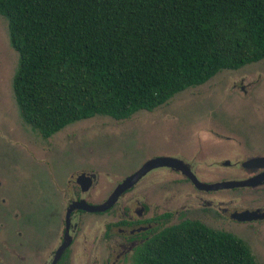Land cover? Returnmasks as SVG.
Returning a JSON list of instances; mask_svg holds the SVG:
<instances>
[{"label": "trees", "instance_id": "obj_1", "mask_svg": "<svg viewBox=\"0 0 264 264\" xmlns=\"http://www.w3.org/2000/svg\"><path fill=\"white\" fill-rule=\"evenodd\" d=\"M18 54L12 90L25 124L64 127L151 112L223 70L264 60V0H0ZM133 264H258L240 239L183 222Z\"/></svg>", "mask_w": 264, "mask_h": 264}, {"label": "flooded vegetation", "instance_id": "obj_2", "mask_svg": "<svg viewBox=\"0 0 264 264\" xmlns=\"http://www.w3.org/2000/svg\"><path fill=\"white\" fill-rule=\"evenodd\" d=\"M19 117L23 122L20 114ZM198 121L199 125L179 134L181 139L176 141L171 134L162 141L166 147L176 145V153L158 149L126 173L127 166L124 172L117 168L126 157L128 164L125 151L113 167L108 164V170L83 165V157L72 159L76 165L70 167L72 160H65L59 175L49 172L45 163L31 164L37 168H32L38 181L32 194L38 215L32 216L24 209L29 215L24 214L18 222L19 232L15 234L17 239L13 238L7 264H133L150 239L183 222H197L230 234L264 257V113H205ZM129 148L132 147L125 150ZM160 157L182 161L200 185L181 170L155 168L125 190L108 209L87 210L89 206L104 204L120 181L136 173L147 161ZM255 158L260 161L244 166ZM105 175H111L113 181L109 180L107 187L102 182ZM62 187L71 193L66 200H61ZM22 192L23 197L32 195ZM5 202L2 200L0 207L7 206ZM24 202L25 199L22 204L26 207ZM77 202L87 207L69 211ZM6 218L16 224L20 213L9 208Z\"/></svg>", "mask_w": 264, "mask_h": 264}, {"label": "rangeland", "instance_id": "obj_3", "mask_svg": "<svg viewBox=\"0 0 264 264\" xmlns=\"http://www.w3.org/2000/svg\"><path fill=\"white\" fill-rule=\"evenodd\" d=\"M17 64L18 54L9 42L7 20L0 16V204L2 200L6 201L4 205L13 212L20 213V218L13 224L6 218L9 208L0 207V264L9 262L12 254L10 247L15 242L13 238H16L15 234L19 232L18 222L23 220V215H29L28 210L32 216V213L38 215L37 205L34 207L33 203L36 198L32 194L37 189L38 181L33 175L35 171L32 168L35 166L31 164L37 166L45 163L49 172L59 175L65 160L83 157V165H92L96 170H108V164L113 167L119 162V154L125 151V154L129 155L128 164H125L126 157L117 168L124 172L127 166L126 173L141 160L155 155L158 149L176 153V145L166 147L161 144L162 141L168 140L171 134L176 141L181 139L179 134L183 135L185 129L199 125L198 120L205 113L217 116L264 113L262 60L247 64L238 70L220 71L207 83L176 94L167 104L151 112L139 111L125 121L95 116L68 125L44 140L19 117L12 90ZM154 143H157V146ZM126 147L132 148L125 150ZM74 165L75 160L68 164L69 167ZM102 165L104 168H101ZM109 180L111 182V175H105V180L102 181L105 187L109 185ZM22 190L26 191V195H32L23 197ZM70 196V191H65L62 187L61 200ZM38 197L40 198V195ZM24 199L26 207L22 204ZM34 219L32 217V221ZM252 250L256 262L264 264L261 253ZM261 250H264V247H261Z\"/></svg>", "mask_w": 264, "mask_h": 264}, {"label": "water", "instance_id": "obj_4", "mask_svg": "<svg viewBox=\"0 0 264 264\" xmlns=\"http://www.w3.org/2000/svg\"><path fill=\"white\" fill-rule=\"evenodd\" d=\"M259 161H260L259 158L250 159L244 164V166L248 167L251 164L258 163ZM160 167H170V168H175L177 170H181L182 173L188 176L195 184L200 185V183L192 176V174L189 173L188 167L182 161L173 159V158H161L160 157V158L147 161L136 173L120 181L118 185L115 187L110 197L108 198V200L104 204L97 206V207H92V206L87 207L86 206L88 208L87 210L104 211L108 209L116 202L118 197L125 190L132 187L144 174H146L148 171L152 169L160 168ZM86 207L83 206L82 202H77V203H73L70 206L69 211L75 210L77 208H86Z\"/></svg>", "mask_w": 264, "mask_h": 264}]
</instances>
